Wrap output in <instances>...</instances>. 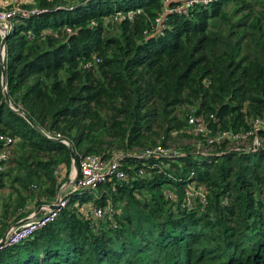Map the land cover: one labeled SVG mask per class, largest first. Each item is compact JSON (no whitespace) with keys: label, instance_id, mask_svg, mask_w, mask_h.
<instances>
[{"label":"trees","instance_id":"1","mask_svg":"<svg viewBox=\"0 0 264 264\" xmlns=\"http://www.w3.org/2000/svg\"><path fill=\"white\" fill-rule=\"evenodd\" d=\"M177 2L0 6L29 11L11 20L3 57L0 29V133L15 138L0 171L15 191L3 198L0 236L61 194L67 142L78 160L118 155L127 174L69 193L55 219L0 249V264H264V129L257 148L220 136L264 116V0L169 12L157 31ZM189 114L205 132L189 128ZM157 145L168 151L139 154ZM76 201L110 209L92 219Z\"/></svg>","mask_w":264,"mask_h":264},{"label":"built area","instance_id":"2","mask_svg":"<svg viewBox=\"0 0 264 264\" xmlns=\"http://www.w3.org/2000/svg\"><path fill=\"white\" fill-rule=\"evenodd\" d=\"M31 1V0H26ZM167 3L173 0H165ZM178 2L174 5H167L163 12L155 18L154 27L157 31H161L165 26L163 19L166 13L178 12L184 13L189 10L190 7L194 5H207L213 0H177ZM37 11L32 9L31 12ZM141 8L137 7L127 12L128 15H133L134 12H140ZM38 12V11H37ZM17 13L28 15L29 11L25 10L20 6H14L12 8H7L0 10V24L3 26L1 32L4 33L6 30L11 29L14 23L11 21ZM187 123L191 130L195 133H203L206 131V122L202 116L189 114L187 117ZM264 129V116L253 117L250 121V127L246 130L222 131L220 136L230 139H235L239 144H243L247 139H251V143H246L247 147L253 146L255 148L261 146V139L258 136V130ZM49 136L48 134H46ZM15 138L9 133H0V171L7 168L10 159L9 147L14 142ZM160 145L153 148L145 149L140 152V155H152V154H163L167 152ZM118 155H113L107 159L102 158L100 155L95 153H88L83 155L78 160L79 172L77 174L75 182L72 184V188L65 194H59L56 201V207L50 208L49 204L40 205L42 212L36 213L35 211H30L28 215L21 218L18 221L20 223L11 224L6 232L5 238L2 241V236H0V249L6 245H12L20 242L25 237L33 234L36 230L43 227L48 222L52 221L57 217L60 210L67 205L68 194L74 191H83L95 189L99 183L105 181L111 177H117L119 179L125 178L127 176L123 168H121V163L117 157ZM75 205L79 207L81 212H84L87 217L92 219H98L104 215L106 211L110 208L108 206H94L86 204L85 202H75Z\"/></svg>","mask_w":264,"mask_h":264},{"label":"water","instance_id":"3","mask_svg":"<svg viewBox=\"0 0 264 264\" xmlns=\"http://www.w3.org/2000/svg\"><path fill=\"white\" fill-rule=\"evenodd\" d=\"M2 25L0 24V29H2ZM6 32H4V34H3V36H2V39H1V50H2V52H1V57H3V48H4V43H5V40H6ZM3 66V65H2ZM2 84L4 85V87H5V69L3 68V70H2ZM5 99H6V101L9 103L10 102V99H9V96H8V94L5 92ZM31 123H33L32 121H31V119L27 116V115H25L22 111H20ZM67 144L69 145V149H70V154H71V159H72V169H73V171H74V177L73 178H68V180L69 181H71V182H75V180H76V177L75 176H77V174H78V172H79V166H78V158H77V154L75 153V151H74V149L72 148V146L67 142ZM56 201H57V199L54 201V202H52V203H50L49 204V207L50 208H55L56 207ZM21 221H18L17 223H20ZM5 235H6V232L2 235V241L4 240V238H5Z\"/></svg>","mask_w":264,"mask_h":264},{"label":"rangeland","instance_id":"4","mask_svg":"<svg viewBox=\"0 0 264 264\" xmlns=\"http://www.w3.org/2000/svg\"><path fill=\"white\" fill-rule=\"evenodd\" d=\"M7 2H1V4H0V6H2V7H5V4H6ZM184 141L186 142V141H188V138H184ZM11 149H12V146H11ZM8 167V166H7ZM15 171H12V173H14ZM73 174V173H72ZM9 176H5L4 178H3V182H4V184H2L1 186H0V208H1V205H2V201H3V198L5 197V199L6 198H11V197H13L14 196V194H15V191H14V189L12 188V186H10V182H9ZM16 183V182H15ZM16 185H18L17 183H16ZM19 186V185H18ZM20 187V186H19ZM86 204H89L90 202H85Z\"/></svg>","mask_w":264,"mask_h":264},{"label":"crops","instance_id":"5","mask_svg":"<svg viewBox=\"0 0 264 264\" xmlns=\"http://www.w3.org/2000/svg\"><path fill=\"white\" fill-rule=\"evenodd\" d=\"M11 0H5V1H3V2H10ZM65 168L63 167L62 168V170H61V173H62V175H63V173H65ZM73 173V174H72ZM74 177V171H73V169L71 168L70 169V171H69V174H68V177H67V179L64 181V183L61 185V192L63 191V192H68L69 190H70V188H72V184H73V182H71V181H69L68 180V178H73ZM29 207H31V208H34L33 207V205L31 204V205H29ZM31 211H35L36 213H40V212H42V209H40V205H38L36 208H34V209H31Z\"/></svg>","mask_w":264,"mask_h":264}]
</instances>
